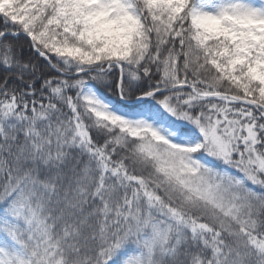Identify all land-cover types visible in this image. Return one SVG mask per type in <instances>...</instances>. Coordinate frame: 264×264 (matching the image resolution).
<instances>
[{
	"label": "snow or ice",
	"instance_id": "obj_1",
	"mask_svg": "<svg viewBox=\"0 0 264 264\" xmlns=\"http://www.w3.org/2000/svg\"><path fill=\"white\" fill-rule=\"evenodd\" d=\"M0 264H264V0H0Z\"/></svg>",
	"mask_w": 264,
	"mask_h": 264
},
{
	"label": "trees",
	"instance_id": "obj_2",
	"mask_svg": "<svg viewBox=\"0 0 264 264\" xmlns=\"http://www.w3.org/2000/svg\"><path fill=\"white\" fill-rule=\"evenodd\" d=\"M18 42H19L20 44H23L24 47H25V49H27V43H26V41H25V39H24L23 36H21V38H20V40H19ZM25 54H26V55L28 54L27 51H26ZM37 62L41 65L42 68L44 67V62H43V60H39V61H37ZM37 86H38V85H37ZM101 92L106 96L107 99H109V100H111V101H114V102L118 101V97H116L115 95H113L111 92H109V91H107V90H105V89H103V88H101Z\"/></svg>",
	"mask_w": 264,
	"mask_h": 264
}]
</instances>
